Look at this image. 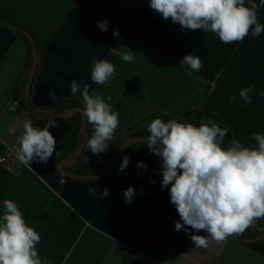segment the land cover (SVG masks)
<instances>
[{
    "label": "crops",
    "instance_id": "obj_1",
    "mask_svg": "<svg viewBox=\"0 0 264 264\" xmlns=\"http://www.w3.org/2000/svg\"><path fill=\"white\" fill-rule=\"evenodd\" d=\"M245 4L250 6L249 0ZM257 14L258 22L264 24V6ZM0 17L19 22L38 40L32 96L39 106L47 108L58 100L83 104L80 92L71 94L69 84L75 79L81 87L90 84V92L96 90L113 108L125 86L132 83L156 109L178 120L192 119L202 111L203 121L211 118L228 128L244 146H256L253 133L264 134V32L259 37L249 32L242 42L224 44L212 32L182 31L178 23L154 13L149 0H0ZM99 20L108 21L106 32L100 31ZM114 30L119 31L118 38L113 37ZM120 45L133 51V62L108 55L109 48ZM187 54L202 58L203 68L192 76L185 74L186 65H180ZM94 57L115 64L108 84L91 81ZM28 63L26 38L0 28V157L14 155V166L0 165V211L4 199L17 204L28 225L41 236L37 249L42 261L264 264V240L243 244L231 238L222 243L209 238L207 247H196L185 231H176L179 215L168 188H161L162 160L147 147L130 158V162H145L146 170L128 165L120 172V164L92 181L64 176L55 154L71 132L72 121L36 112L13 99ZM249 85L255 87L251 103L245 104L239 89ZM50 91L57 97L54 101ZM230 93L236 94L234 102L229 101ZM215 110L219 115H212ZM28 120L39 128L56 125L49 129L57 143L46 164L34 161L28 167L16 157L18 137ZM129 186L135 188V195L132 203H125ZM89 187L97 189L96 195L88 193ZM105 187L109 195L101 199ZM193 234L206 235L203 231Z\"/></svg>",
    "mask_w": 264,
    "mask_h": 264
},
{
    "label": "clouds",
    "instance_id": "obj_2",
    "mask_svg": "<svg viewBox=\"0 0 264 264\" xmlns=\"http://www.w3.org/2000/svg\"><path fill=\"white\" fill-rule=\"evenodd\" d=\"M249 4L246 6L245 0H149L154 13L178 23L182 31L212 32L224 44L242 42L249 32L253 37L264 32V24L258 22L257 14L264 0L259 4L249 0ZM97 24L101 32L107 31V20H99ZM113 37H119L118 30L113 31ZM108 55L127 63L134 60L133 51L124 45L109 48ZM180 65L187 66L188 76L203 68L202 58L193 54L184 55ZM115 71L113 62L94 57L91 81L97 85L108 84ZM216 76L219 78L220 73ZM69 87L73 96L81 93L83 114L92 125L91 135L84 137L87 149L96 155L107 152L109 141L119 127V113L96 90L90 92V84L81 87L73 79ZM254 87L239 89L245 104L251 103ZM49 96L53 101L57 98L51 91ZM235 100L236 94L230 93L229 101ZM212 115H219V110ZM54 126L46 123L39 128L31 120L24 122L15 150L22 165L31 167L34 161L48 162L57 143L49 131ZM228 131L211 118L197 126L157 117L147 125L149 135L144 143L150 153L162 160L161 188H168L170 202L179 215V220L174 222L175 230L185 231L196 247H207L209 238L217 243L226 242L229 236L243 234L257 220L264 219V134L253 133L256 146L247 147L233 139L225 148L221 145ZM129 163L130 157L125 155L119 171L123 172ZM137 167L147 165L139 161ZM87 191L90 195L97 193L93 187ZM100 194L101 199L107 197L109 189L105 187ZM134 195L135 188L129 186L124 191L125 203H132ZM201 231L206 235L193 234ZM40 241V234L28 225L17 204L4 199L0 211V264H47L38 253Z\"/></svg>",
    "mask_w": 264,
    "mask_h": 264
},
{
    "label": "trees",
    "instance_id": "obj_3",
    "mask_svg": "<svg viewBox=\"0 0 264 264\" xmlns=\"http://www.w3.org/2000/svg\"><path fill=\"white\" fill-rule=\"evenodd\" d=\"M11 23L26 29L24 26L20 25L19 22L8 18L2 17ZM0 28H5L0 21ZM28 30V29H26ZM29 31V30H28ZM30 32V31H29ZM31 33V32H30ZM32 34V33H31ZM36 40L38 49V40L34 34H32ZM29 47V63L22 75L21 80L18 82L17 88L14 91L13 99L21 102V104L26 107L24 100V90L27 81V76L29 74L30 68L32 66V54L30 50V44L26 39ZM42 107V106H40ZM74 107H82L84 105L71 100H58L51 102L49 106L42 107L45 109H54L56 113L62 114L69 109ZM113 110L119 113V127L116 129L113 139L109 141V149L107 152H102L99 155L93 154L90 149H87L85 143L84 149L79 160L73 165L68 171L76 174H98L102 171L103 167L107 164L111 156L115 151L120 147V145L128 138L133 136L147 137L149 133L147 132V125L154 118H161L164 121L169 119H175L180 122H191L199 126L203 122L202 111H199L198 114L189 120H178L158 109L153 107L148 101L145 93L136 85L129 83L125 86L122 94L117 100ZM73 123V128L71 132L66 136V138L61 143L57 154H55L56 163L59 165L64 159L69 157L77 146L78 134L81 128L82 116L80 114L74 115L69 118ZM221 128H225L223 125L218 124ZM92 133V125L87 121V136H90ZM233 140L232 133L228 131L227 135L224 137L222 142V147H228ZM146 144H135L132 147L128 148L127 151L117 160L114 165V168L122 163V158L127 155L130 158L140 149L146 148ZM129 166L137 167L136 162H130ZM113 168V169H114ZM146 170V168H143ZM264 232V221L263 223L254 224V226L249 227L243 234L239 236L241 238H252L260 235ZM228 238H232L229 236Z\"/></svg>",
    "mask_w": 264,
    "mask_h": 264
},
{
    "label": "water",
    "instance_id": "obj_4",
    "mask_svg": "<svg viewBox=\"0 0 264 264\" xmlns=\"http://www.w3.org/2000/svg\"><path fill=\"white\" fill-rule=\"evenodd\" d=\"M0 21L4 27H7L19 33L20 35L24 36L30 44V50H31L33 61H32V66L30 68V71L27 77L25 90H24V100H25L26 106L36 112L43 113L45 115L53 116V117L70 118L77 114H80L82 116L81 128L78 134V141H77L76 149L69 157L64 159L59 164V170L64 176L70 179L79 180V181H92L95 179L105 177L110 174L117 160L127 151L128 148L132 147L135 144H146L144 143L146 137L133 136V137L126 139L120 145V147L115 151V153L111 156L107 164L103 167L102 171L98 174H76V173H72L68 171V169L71 168L73 165H75L76 162L79 160L82 154V151L84 149L85 143H86L84 140V137L87 136V119L83 114V108L74 107L72 109L67 110L66 112L62 114H58L56 113L54 109L42 108L34 101L33 96H32V84H33L34 77L36 75V72L38 69V63H39V49H38L36 40L34 36L28 30L21 28L2 17H0ZM232 238L243 244H254V243H258L264 240V232L252 238H241L239 235H232Z\"/></svg>",
    "mask_w": 264,
    "mask_h": 264
},
{
    "label": "built area",
    "instance_id": "obj_5",
    "mask_svg": "<svg viewBox=\"0 0 264 264\" xmlns=\"http://www.w3.org/2000/svg\"><path fill=\"white\" fill-rule=\"evenodd\" d=\"M0 165L9 166V167L14 166V155H13V153L10 152L5 156H1L0 157Z\"/></svg>",
    "mask_w": 264,
    "mask_h": 264
}]
</instances>
